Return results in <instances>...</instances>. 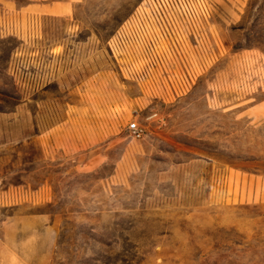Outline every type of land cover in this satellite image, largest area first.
Returning <instances> with one entry per match:
<instances>
[{"label": "rangeland", "instance_id": "obj_1", "mask_svg": "<svg viewBox=\"0 0 264 264\" xmlns=\"http://www.w3.org/2000/svg\"><path fill=\"white\" fill-rule=\"evenodd\" d=\"M0 264H264V0H0Z\"/></svg>", "mask_w": 264, "mask_h": 264}, {"label": "crops", "instance_id": "obj_2", "mask_svg": "<svg viewBox=\"0 0 264 264\" xmlns=\"http://www.w3.org/2000/svg\"><path fill=\"white\" fill-rule=\"evenodd\" d=\"M25 7L26 6L24 5L22 9H25ZM33 7H35V5H33ZM38 217L40 218H38L37 220H30V218H26L24 220L26 223H29L28 225H31L32 228L17 229V230L12 231V233H14L13 240L7 241L9 242V246L11 248L16 249V250H21V251L23 250L26 253L29 247L33 248L36 241H38V240H35V234H34V232L36 231L34 226L36 224L39 227H42V229L40 230L38 229L37 231L41 234L39 235L42 237V241H43L42 246L44 248L42 249L43 250L42 252L43 253L45 252V247H46V252L49 253L50 246H51V236H50V230L48 229L49 227L46 226V224L49 223V218L45 215L38 216ZM38 238L39 236H37V239ZM17 256L19 257L18 253H17Z\"/></svg>", "mask_w": 264, "mask_h": 264}, {"label": "built area", "instance_id": "obj_3", "mask_svg": "<svg viewBox=\"0 0 264 264\" xmlns=\"http://www.w3.org/2000/svg\"><path fill=\"white\" fill-rule=\"evenodd\" d=\"M126 129L133 139L139 140L144 135V128L136 121L128 123Z\"/></svg>", "mask_w": 264, "mask_h": 264}]
</instances>
